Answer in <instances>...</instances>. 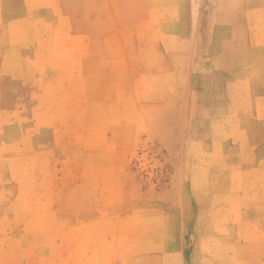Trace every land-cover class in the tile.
I'll list each match as a JSON object with an SVG mask.
<instances>
[{"label":"rangeland","instance_id":"obj_1","mask_svg":"<svg viewBox=\"0 0 264 264\" xmlns=\"http://www.w3.org/2000/svg\"><path fill=\"white\" fill-rule=\"evenodd\" d=\"M0 264H264V0H0Z\"/></svg>","mask_w":264,"mask_h":264}]
</instances>
